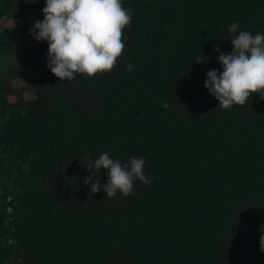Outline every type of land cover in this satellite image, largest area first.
<instances>
[{
	"label": "trees",
	"instance_id": "trees-1",
	"mask_svg": "<svg viewBox=\"0 0 264 264\" xmlns=\"http://www.w3.org/2000/svg\"><path fill=\"white\" fill-rule=\"evenodd\" d=\"M121 3L114 68L60 80L30 34L46 0H0V264H264V97L223 109L204 86L240 31L264 34V0ZM105 152L151 183L93 193Z\"/></svg>",
	"mask_w": 264,
	"mask_h": 264
},
{
	"label": "clouds",
	"instance_id": "clouds-1",
	"mask_svg": "<svg viewBox=\"0 0 264 264\" xmlns=\"http://www.w3.org/2000/svg\"><path fill=\"white\" fill-rule=\"evenodd\" d=\"M42 11L43 21H35L30 34L37 41L48 42L47 66L56 77L73 80L77 73L91 77L114 68L125 48L123 30L132 20V12L123 7L121 0H46ZM238 28L239 22H233L228 31L234 33ZM230 41L233 50L217 56L223 71H208L204 83L223 109L245 105L253 93L264 97V34L240 31ZM216 50L219 51L218 45ZM133 67L129 63L125 70ZM162 107L167 109L169 105L164 103ZM144 164L143 158L132 157L122 166L105 152L87 166L92 175L84 183L90 184L93 193L103 187L109 198L118 191L128 196L134 191L136 180L145 185L151 183L144 173ZM101 168L107 169L109 176L102 186L98 178L93 182ZM259 243L264 252V235Z\"/></svg>",
	"mask_w": 264,
	"mask_h": 264
}]
</instances>
